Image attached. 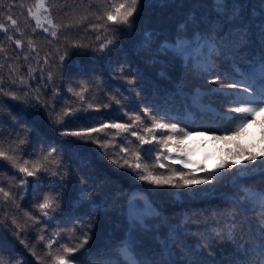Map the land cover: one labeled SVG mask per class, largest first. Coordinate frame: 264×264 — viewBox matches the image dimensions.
<instances>
[{"label": "trees", "instance_id": "16d2710c", "mask_svg": "<svg viewBox=\"0 0 264 264\" xmlns=\"http://www.w3.org/2000/svg\"><path fill=\"white\" fill-rule=\"evenodd\" d=\"M210 1L211 6L229 11L234 8L233 4L237 0ZM11 2L12 0H7V3L0 7V23H4L7 27L6 32L0 31V77L4 81V91L7 93L15 92L21 99L13 100L10 95L0 94V124L4 123L7 116V124L2 128L0 127V140L4 141L6 146L10 145L17 148L15 154L21 158V163L24 160L30 161L34 156L43 153L47 144L52 145L49 150H60L59 145L66 146L69 149V161L67 166L64 169L60 168L57 176L47 183L49 186L44 195L60 194L59 207L55 212H50L49 217H44L38 210L37 205L42 202L43 198L37 197L32 191L20 195L8 191L6 186L13 184L10 176L7 181H0V188H3L5 192H9L11 196V199H8L3 196V193H0V208L7 206L22 208L20 222L31 230L36 239L44 236L45 239L42 241L48 242L54 233H60L63 239L56 238L59 240V244H66L65 239L71 237L69 240L73 245L79 243V238L82 237L75 236L71 226L60 222L59 217L65 213V208H73L67 199L73 192H78L84 182L97 186V188H94V195L107 197L112 204H121L123 207L135 204L136 207H134L132 216L126 215L123 222L126 227L130 228L129 232L136 243L146 242L148 244L151 231L158 233L156 237L161 232V236H163L165 228L171 224V215L178 208L188 206L207 208L204 206L207 197L220 191L203 193L208 187V185H205L199 189V192H190V190L178 192L174 184L157 185L141 180L137 171L133 168H120L109 159V155L113 158H116L117 154L124 156L125 154L121 152V149L128 148L131 151L125 158H130L132 163H136L135 154L139 149L140 163L147 165L153 175L168 176L170 163L160 158L157 160L158 152L151 147L156 141L154 140L151 144H140L137 138L131 135V131H136L138 136H144L145 139L151 140L152 137L143 130L145 127H150L147 121L143 125L138 123L136 126H132L128 132H120L119 134H117L118 130L116 129H108L107 137H104V140L111 147L107 149L102 148L99 143L92 140H79L70 135H62L61 133L65 130L71 131L76 129L78 125L84 124L85 121L75 123L76 120L72 115L83 114L86 117H91L98 114L99 111L94 110L97 109L96 107L88 109L87 112L84 111L91 99H87V97L85 101L78 100L75 102L79 103L77 106L74 105L73 101L54 105L53 96L59 91L53 86L61 84L63 78L58 71V67L53 62L47 63L46 61L47 47L53 50L59 61L60 56H65V60L62 62L64 65L78 67L86 65L97 58L112 57L121 48L136 42L144 45L150 41L156 43L164 40L166 38L165 34L169 33L166 30L167 28L176 27L178 30L183 28L186 0H139L138 9L131 18V24L116 26L114 31H108L107 33L103 28L93 30L92 25L101 23L96 17L102 15L103 10L110 5L111 0H49L43 9V16L40 20L43 27L34 25L33 28L32 24L30 28H27L20 22V20L26 18L25 15L21 16L22 11L8 10ZM256 8L258 13L264 14V5L260 3V0L256 1ZM9 15L17 20L16 27H13L11 21L7 20ZM83 17H87V19L82 20ZM49 20L57 26L58 34L56 37L51 35L52 25L48 23ZM233 26L235 28L233 35L239 41L246 42V38L252 36L244 24L236 23ZM44 28H48L49 31L45 32ZM244 33H246V38L242 35ZM97 37H100V39L98 40ZM105 37L114 39L117 44L113 46L112 43L105 52L100 53L97 49L100 43L105 41ZM17 40L21 41L19 47L16 46ZM74 41L85 45V47H76L72 44ZM199 52L200 49L197 51V55ZM167 54L172 57L169 53ZM144 55L150 57L151 52L145 51ZM123 62L130 67V60H124ZM164 67L168 74L164 79V81L167 80L165 81V91L168 93L174 88L175 83H179L180 88L189 92V99L196 100V91L190 89L187 83L184 85L180 80H176V76L172 72V62L165 59ZM49 73L52 74L51 80L49 79ZM153 78L155 81L161 79L158 72L153 75ZM21 79L23 83H21ZM13 80L16 81L15 84L12 83ZM37 85H44L49 88L46 95L39 96V101L36 99L37 96H33L34 88ZM25 93L28 95L25 96ZM113 97L119 99L121 104H115L112 98L99 104L100 117L97 119L98 121L130 124L131 122L126 113L142 115L144 110L147 109L152 115L160 119L159 112L166 110L162 107L160 94L156 92H145L143 99L131 101H127V97H124L126 99L124 100L119 94ZM32 98L35 99L37 104L32 103ZM103 105L110 106L103 107ZM31 106H33V109L27 114L24 108H32ZM67 108H76L79 111L64 116L63 113ZM39 115L44 117L22 119L25 116L38 117ZM12 116L16 118L15 121L12 120ZM60 120H63V123H60ZM92 126L97 127L98 125L92 124ZM161 131L170 135L168 129L156 130L155 135H159ZM103 135L101 134V136ZM125 137L127 141L132 143H127ZM20 139H23L25 143L20 144ZM86 147H94L97 151L91 152ZM164 149L167 150L168 148ZM170 156V158H167L169 161L175 157L173 154ZM86 158H91L98 163L107 161L106 165H103L111 170L110 173H107L108 185L101 186L100 178L97 175L90 180H86L75 174V170L81 161ZM0 163L9 171L10 175L20 179L24 178V174L20 173L17 168H13L9 162L0 160ZM152 165H155L154 170L151 167ZM161 165H164V167H161ZM21 187L28 188L29 183L27 185L21 184ZM144 209L146 211H143ZM27 214L34 217L35 222L33 219H29ZM159 226L162 227L160 232ZM115 233L120 235L118 231H115ZM92 242L93 240L89 238L88 243L84 246L85 251ZM110 264L112 263L110 262Z\"/></svg>", "mask_w": 264, "mask_h": 264}, {"label": "snow or ice", "instance_id": "6c2138e0", "mask_svg": "<svg viewBox=\"0 0 264 264\" xmlns=\"http://www.w3.org/2000/svg\"><path fill=\"white\" fill-rule=\"evenodd\" d=\"M260 3L264 5V0H260ZM138 4L139 0H111L110 5L103 10L102 15L96 17V19L98 21H101V23L92 25L93 30H96L97 28H103L105 33H107L108 31H114L116 29V26L130 25L131 18H133L134 13L137 12ZM0 7H3L2 3H0ZM36 7L37 9L44 8V0H38ZM233 14L237 15L235 11ZM29 15L36 17V24L38 27H43V25L40 23L39 17H37V14L32 12L31 9H29ZM83 19H87V17H83L82 20ZM7 20L11 21V25L13 27H16L18 24L17 20L13 19L11 15L7 16ZM48 23L52 25L51 35L53 37H56L58 34L56 30L57 26L53 25L51 20H49ZM0 29H3L4 32L7 31V27L4 23H0ZM16 30L19 31L18 28H16ZM44 31L48 32L49 29L44 28ZM242 35L246 38V33ZM9 39H11V37H9ZM97 39L99 40L100 37H97ZM261 39L264 40V31L261 32ZM112 43L113 42L111 39L105 37V41L100 43L97 51L100 53L105 52L108 49V46ZM20 44L21 41L17 40L16 46L19 47ZM72 44L80 48L85 47V45L75 41L72 42ZM64 60L65 56H60V61L63 62ZM61 67L63 68L64 65L62 64ZM240 74L245 78L231 84H224L219 80H214L212 82L213 84L219 83L220 85L219 89H214L215 91H219L220 89H242V91H238L235 93H227L228 95H235L237 97V99L233 102L236 103L238 106L232 108L229 113V115H231V113L238 114L235 117H232L233 119L239 121L236 127L232 130L233 134H239L244 128L247 127L249 123L255 120L256 114L259 111L264 110V50L261 51L259 59L254 63H250L244 71L240 72ZM51 76L52 74L49 73L50 80ZM12 83L15 84L16 81L13 80ZM21 83H23L22 79ZM128 83L132 84L133 81L129 79ZM3 84V78L0 77V94H3L5 96L10 95L13 100L21 99V97L18 96L15 92H5ZM69 91H71L74 96L78 97L80 101H85L86 97L83 95V93L88 91V86L81 85L80 91H75L71 88L69 89ZM27 95L28 94L25 93V96ZM36 99L37 101H39V96H37ZM112 100L117 105L121 104V101L116 97H112ZM109 106L110 105H103V107ZM94 107L98 108L100 106L94 105L93 103H87V107L84 108V111L87 112L88 109H92ZM77 111H79V109L67 108L64 111L63 115L67 116L70 113H74ZM9 115H11V113H9ZM126 115L128 116V119L131 122L130 124H123L119 122L106 123L104 121H98L86 117L84 124L78 125L76 129L71 131L65 130L61 134L65 136L70 135L72 137L78 138L79 140H92L95 143H99L102 148L107 149L108 147H111V145L105 142L104 140V137H107L108 129H116L118 130L117 134H119L120 132H128L132 126H136L138 123L140 125H143L147 121L150 124V127H145L143 130L152 137L151 140L145 139L144 136H138L136 131H131V135L135 136L140 144H151L155 140L157 146H163L164 148H167L168 142L171 137H165L163 135V132L161 131L160 137L159 139H157L155 135L156 130L168 129L169 131H174L177 129V125L165 123L164 121L158 119L156 116L152 115L147 109L144 110V113L142 115L136 113H126ZM15 119L16 118L12 116V120L15 121ZM59 122L63 123V120H60ZM92 124H97L98 126L93 127ZM179 131L184 132L185 130L179 129ZM101 134L104 135L101 136ZM124 139L125 141H127L126 137ZM19 143L23 144L25 143V141L23 139H20ZM127 143L131 144L132 142L127 141ZM16 151V147H11L10 145L6 146L4 141L0 140V160L9 162L13 168H17L20 173L24 174V178L20 180V184L22 185H27L29 183L27 177H36L38 180L41 179L42 177L39 174L50 173L51 169L49 166L57 163V161L50 159L55 149H53L51 152L44 154L42 158L38 159L36 162H32L31 164L28 160H24L23 163H21V158L15 154ZM130 151L131 150L128 148H122L121 152L125 154L124 156L117 154L116 158H113L111 155H109V159L112 161L113 164H116L120 168H133L137 171L139 179L141 180H146L157 185H165L173 184L174 180H176L178 176V181H183V183H179L177 181L174 184L175 187H184L190 184H203L209 181L208 177L200 179L195 176L194 172L186 174L182 170L177 173V176L169 175L164 177L153 175L152 171L149 170V167L147 165H143L139 162L141 160V157L139 155V149H137L135 154V159L137 161L136 163H132L130 158H125V156H128L130 154ZM259 155L261 157H264V151H261ZM157 160H159V156L157 157ZM256 160V154L249 153L247 155V161ZM180 162L184 163L185 161L181 160ZM237 163H241V161H232L231 164L227 162L221 163L219 167H232ZM261 163L264 164V160H262ZM151 167L153 170L155 169V165H152ZM161 167H164V165H161ZM51 174L56 175L57 173L52 172ZM261 174L264 175V173ZM0 193H3V196L5 198L11 199L10 193L5 192L3 188H0ZM59 195V193H57L56 195L45 194L42 202L37 205L38 210L43 214L44 217H49L50 212H55L56 209L59 207ZM256 198L259 199L262 209L261 219H264V189L258 190L256 195L252 197V199ZM27 215L29 216V219H33V221L35 222L34 217H32L30 214ZM13 223L15 224L16 221L13 220ZM261 232H264V227L261 228ZM17 235H19V233H17ZM57 237L63 239V236H60V233H54L53 237L49 238L48 240V243L46 245L48 251L43 256L37 255L36 251L34 250L35 245H33L32 254L36 256L38 260H50V264H73V260L77 259L73 256V254L83 249L89 241L88 233L83 232L82 238H79V243H76L73 246H69L68 244L59 245L54 251V243L59 244V240L56 239ZM39 239L42 241L45 239V237L40 236ZM69 239H71V237H69ZM20 243L24 244L26 248L28 247V245L25 244L23 240H20ZM2 252L3 243L2 241H0V253ZM244 252L247 253V246H245ZM257 253L259 257L258 259L252 261L247 258H242L239 261V264H264V240L261 241V244L257 249ZM0 264H5V260L2 255H0ZM128 264H140V262L132 260L129 261Z\"/></svg>", "mask_w": 264, "mask_h": 264}, {"label": "rangeland", "instance_id": "374dc122", "mask_svg": "<svg viewBox=\"0 0 264 264\" xmlns=\"http://www.w3.org/2000/svg\"><path fill=\"white\" fill-rule=\"evenodd\" d=\"M90 119H95V117H89ZM83 121H85V118L82 119ZM253 134H255V132L253 131L252 132ZM163 135L165 137H171V139L169 140L168 142V149H169V152H174V154H176L178 157L175 161L179 162L180 164L182 165H185V166H190L191 165V160L196 157V156H200L203 158L204 161L207 162L208 165H211L212 164V161L209 157V155L211 154V151L213 152V150H211L212 148H209L205 143H201V142H198L199 146L196 145V142L198 141L197 137L198 135L196 134H193L189 140L187 139H184V140H176V139H173V136L167 134L166 132H163ZM157 139H159L160 137V134L156 136ZM222 142V146L221 148H224L227 146L228 142H231V141H221ZM232 143V146L230 148L226 147L227 148V151H232L236 158H234L233 160H239V159H247V155L250 153V150L248 149L247 146H244L242 144H239L237 141H233L231 142ZM226 151V152H227ZM221 153H222V150H221ZM171 155V154H169ZM219 158V157H218ZM218 158H217V161H218ZM221 159L223 158H226V155H221L220 156ZM264 158V157H263ZM181 160H184L185 162L184 163H181L180 161ZM242 170V168H238L235 170V172H232V170H230L227 174V178L228 177H235V176H238L240 173V171ZM210 183L207 182V183H203V184H190V185H186L184 187H181V191L183 190H190V192H198L200 191L199 189L202 187V186H205V185H209Z\"/></svg>", "mask_w": 264, "mask_h": 264}, {"label": "bare ground", "instance_id": "6f19581e", "mask_svg": "<svg viewBox=\"0 0 264 264\" xmlns=\"http://www.w3.org/2000/svg\"><path fill=\"white\" fill-rule=\"evenodd\" d=\"M224 38H228L227 35L224 36ZM129 46H125L119 50L117 55L114 57L113 61L116 62L119 60V58L126 52V49ZM79 99L77 97L73 98V102H77ZM21 211L22 208H17L15 206H7L5 208H0V222L4 223L6 226L10 228H14L16 230V234L19 233L17 236H22L25 233H30L31 230L27 227H25L21 222H20V216H21ZM229 209H224L223 214L227 215L230 214ZM13 220L16 221V223H13ZM0 241H2L0 239ZM3 243V251H9V246L7 243L2 241Z\"/></svg>", "mask_w": 264, "mask_h": 264}]
</instances>
